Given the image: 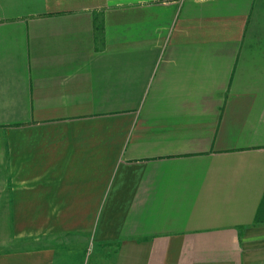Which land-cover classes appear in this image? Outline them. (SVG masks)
<instances>
[{"label":"crops","instance_id":"obj_1","mask_svg":"<svg viewBox=\"0 0 264 264\" xmlns=\"http://www.w3.org/2000/svg\"><path fill=\"white\" fill-rule=\"evenodd\" d=\"M264 0H0V264H264Z\"/></svg>","mask_w":264,"mask_h":264},{"label":"trees","instance_id":"obj_2","mask_svg":"<svg viewBox=\"0 0 264 264\" xmlns=\"http://www.w3.org/2000/svg\"><path fill=\"white\" fill-rule=\"evenodd\" d=\"M264 221V198L262 200L261 206L257 213L256 222H263Z\"/></svg>","mask_w":264,"mask_h":264}]
</instances>
